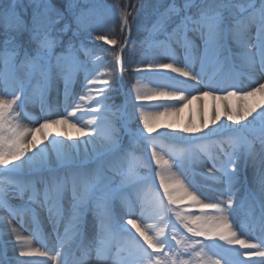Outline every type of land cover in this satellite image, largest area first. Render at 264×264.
<instances>
[{
	"label": "snow or ice",
	"instance_id": "6c2138e0",
	"mask_svg": "<svg viewBox=\"0 0 264 264\" xmlns=\"http://www.w3.org/2000/svg\"><path fill=\"white\" fill-rule=\"evenodd\" d=\"M99 7L96 0H31V10L21 14L18 0H0V207L13 217L33 212L34 219L33 204L46 209L61 249L50 256L47 249L32 247L33 238L41 243L35 232L29 238L12 229L22 244L19 256L49 257L44 264H86L95 246L97 264H102L114 246L112 264H264V235L250 242L237 219L240 213L251 217L264 233V104L231 103L233 97L243 101L264 95L260 80L241 86L245 74L251 79V73L259 72L264 78V0H158L153 6L156 22L145 42L162 49L172 62L148 63L147 68L177 74L160 86L172 91L145 94L133 85L119 104L120 90L102 78V58L84 43L85 34L92 36L89 21ZM103 7L113 14L118 8ZM131 15L120 12L121 32L129 36ZM95 39L118 43L105 35ZM117 63L123 71L122 56ZM209 67L227 71L216 80L208 75ZM81 72L77 98L74 85ZM61 81L63 111L46 103ZM157 95L179 103L145 111L139 102ZM208 97L229 102L223 108L216 104L211 116L204 104L198 125L189 121L178 131L151 135L157 131L151 122L157 117L179 115L193 101ZM37 99L42 122L24 127L19 121L27 117L25 107ZM221 116L231 123L218 124ZM60 125L78 135L64 129L49 138L45 130ZM137 145L146 150L143 159L135 155ZM141 166L154 176L140 177L136 170ZM157 177L163 192L143 199L136 185ZM26 195L21 209L8 203L10 196ZM185 198L190 207H199L198 213L178 206ZM116 200L122 205L118 214ZM63 220L67 224L60 235ZM74 244L84 249V256L69 260L65 249ZM0 264L11 262L0 259Z\"/></svg>",
	"mask_w": 264,
	"mask_h": 264
},
{
	"label": "bare ground",
	"instance_id": "6f19581e",
	"mask_svg": "<svg viewBox=\"0 0 264 264\" xmlns=\"http://www.w3.org/2000/svg\"><path fill=\"white\" fill-rule=\"evenodd\" d=\"M146 48V47H145ZM149 49V50H148ZM178 56L181 58L183 57V52L179 51ZM256 60L258 62L259 57L257 55ZM169 59L166 58V54L162 49L152 47L151 45L147 46V50L143 52V56L140 59H137L136 67H139L142 69L140 73H138L139 77L137 76L138 80L136 81V86L139 87L142 91V93L145 94H151L153 92L158 93L159 91H172L171 88L163 89L160 86L167 81V77L176 76L177 74L171 73L170 70H154V69H148L147 64L148 63H169ZM172 62V61H170ZM180 66V65H177ZM258 66V64H257ZM197 71H199V64H197ZM227 70L225 69L224 72ZM207 72L215 75L216 80H220L224 76V72H218L216 69L209 67L207 69ZM251 79H249V74H245L242 77V84L248 85L253 80H260L261 82H264V78H261L259 72L251 73ZM179 79H185V78H179ZM255 86H258L255 85ZM131 89V88H130ZM74 90L77 93V98L80 92V88L74 87ZM193 94H197L193 92ZM223 94V93H222ZM220 93H217V95H222ZM229 101H214L211 99V97L204 98L202 101H193L189 107L184 108V110L179 113V115H163L160 117H157L155 120L151 121L154 125V127L157 128V131L152 133L159 134L161 132L165 131H178L179 127H183L189 123V121H192L195 124L201 123V108L204 104L208 106L209 109V115L211 116L212 110L216 104H219L221 108H223V105L228 103ZM46 103L53 107H58L60 111H63L64 107V94H63V82L61 81L56 87H54L49 93L46 98ZM139 103H142L145 105V111L147 112H155V111H163V108L161 105H168V104H178V101L169 100L166 97H162L157 95V98L151 101H141ZM231 103L236 104V97L231 98ZM264 104V95L257 93L255 96H253V100L249 102L248 104H239V106H256V105H262ZM25 111L27 113V117L21 119L19 123L27 128H34L38 127L39 123L42 122L41 117L44 115L41 111V106L39 103V100L37 99L35 102H30L26 105ZM260 111L259 108H257V112ZM253 115H256V113H253ZM87 118V117H85ZM252 117H249V120H251ZM33 121H37L36 123H33ZM220 123H231L226 120V116H221V120L217 122ZM175 125L178 126L177 128L168 129L165 128V125ZM214 127L213 125L209 124V128ZM67 129L68 131L72 132L74 136L78 135L76 133L75 129L70 128L67 125H60V126H54L53 128L47 129L45 131L49 132L51 136L55 135L57 131H61ZM208 129H205L207 131ZM147 134V133H146ZM37 138L41 139V134L37 133ZM59 139H64L63 137H58ZM80 139H84L81 137ZM44 144H47L48 141L44 140ZM71 143V141H69ZM83 147V146H82ZM258 147V145H257ZM89 148H91V145H89ZM35 151V149L33 150ZM31 155V153H29ZM167 158V157H166ZM155 166V164H153ZM175 171V169H174ZM248 177L251 181L252 179V171L249 169L248 171ZM156 183L159 185V179L158 177L155 178ZM137 187V186H136ZM139 188V187H138ZM156 189V188H155ZM154 188L151 189V191H145L142 188H139V194L140 196L145 200H151V198L155 195L157 191L162 193L161 188L156 189L155 192H153ZM131 191V189H129ZM174 195H181L180 192H175ZM23 198L28 199L27 195L24 197H9V204L13 206L14 208L21 209L23 208L27 202H24ZM191 201L189 198H185L182 201H178V206L183 208L186 212H199L198 206H191ZM35 210V219L33 216V212H24L22 215H18L13 217L9 214V211L3 207H0V238L2 239V244L0 243V259H4L5 261H10L11 264H44L45 261L49 260V257H39V256H32V257H21L19 256V252L21 250L22 244L21 242H18L16 240V233L12 231V229H16V231L22 236V237H32L33 232L37 234V236L40 238L41 243H37L36 239H32V247L33 248H40L41 251L48 250L50 253V256L54 254L55 251H59L60 249V241L57 239V232L53 228V222L49 217L48 211L46 209H40L38 205L33 204L31 206ZM122 205L120 204L119 200H116L114 202L113 208L114 211L118 214ZM90 215V219H91ZM238 221L244 225V238L248 239L252 243L258 242V238L261 235H264V233L261 232L260 226L257 222L253 221L251 217L246 216L243 213H240L237 217ZM67 224L66 220L61 221L60 227H59V234L64 235L65 226ZM93 233L89 232V239L92 238ZM41 244H43L45 247H41ZM6 256L3 258V253ZM65 252L67 254V257L69 260L74 259H80L84 256V249L79 246V244H74L73 246L66 248ZM115 257V248L114 246H110L109 250L105 254L102 264H112V261ZM86 264H97V251L96 247L92 246L89 249L88 255L85 258ZM247 259V258H245ZM252 259H259L256 257H253Z\"/></svg>",
	"mask_w": 264,
	"mask_h": 264
},
{
	"label": "rangeland",
	"instance_id": "374dc122",
	"mask_svg": "<svg viewBox=\"0 0 264 264\" xmlns=\"http://www.w3.org/2000/svg\"><path fill=\"white\" fill-rule=\"evenodd\" d=\"M23 0H18V2H21ZM28 2H31V0H27ZM26 2V0H25ZM103 0H96V3L99 5L102 3ZM136 5H133L129 7L128 9H121L117 8V15L110 23L111 26H93V32L92 36L88 37L87 34H85L84 37V43L88 48H93L96 50V55L102 58L103 60V67L101 69L102 72L105 73V75L102 77L104 80L109 81L113 84V87H116L120 90V96L117 98V103H121L124 99V95L129 91L130 88H132L133 85L136 84V81L138 80L137 76L139 77L138 73L134 71L136 69V62L137 59H140L143 56V52L145 49L147 50V46L150 44L145 42V38L149 35V30L152 29L153 24L156 22V15L153 11V6L149 5V7L145 8L143 12L138 14V9L140 7H136L138 5V0L135 2ZM134 3V4H135ZM137 8V9H136ZM121 11H127L130 12L132 15L129 16V23L131 24V35L129 36V33L127 31L121 32V23H120V12ZM132 17H136L135 20L132 19ZM96 35H105L110 39L117 40V45L112 46L106 43V41L102 40H96ZM126 43V46L123 48V52L121 53V45H124ZM129 43V45H127ZM146 47V48H145ZM149 50V49H148ZM115 53V55L110 57V53ZM122 56L123 64H124V70L121 71L120 67L117 63L118 59ZM80 59L82 61H85L88 63V67H91L92 64L89 62V58L86 57L83 53L80 54ZM170 62V61H169ZM113 66V70H116V73L114 74L112 69L108 70V67ZM209 76L215 78V75L208 73ZM114 77L116 79H114ZM78 83L74 85V87L80 88V84L83 82V72L78 74ZM241 86L246 87L247 85L242 84ZM250 90V89H248ZM222 94V93H220ZM253 100V97H249L246 100H239L236 98V104H248ZM137 127L136 123H133L131 125V128L135 130ZM142 127V125H140ZM147 135V134H146ZM158 134H154L153 136H157ZM128 139L125 138V143L127 144ZM165 145H171V141H163ZM176 147H182V145H177ZM147 154L150 155V150H147ZM135 155L140 157L141 159L144 158L146 155V150L143 147V145H137L135 148ZM153 169H156V166L152 165ZM137 173L140 177H146V176H154V173H150L149 169L141 166L137 168ZM121 177L117 174L115 177L116 183L119 184ZM139 188H142L143 190H147L148 192L151 191L152 188H154L153 192L156 191V189L159 188V185L156 183L155 179H149L146 184H139L136 185ZM11 188V186H9ZM156 188V189H155ZM162 191V189L160 190ZM163 192V191H162ZM155 194V193H154ZM24 202H27L28 199L23 198ZM9 202V199H8ZM0 243L2 244V239L0 238ZM3 253V258L6 256Z\"/></svg>",
	"mask_w": 264,
	"mask_h": 264
},
{
	"label": "trees",
	"instance_id": "16d2710c",
	"mask_svg": "<svg viewBox=\"0 0 264 264\" xmlns=\"http://www.w3.org/2000/svg\"><path fill=\"white\" fill-rule=\"evenodd\" d=\"M136 1L137 0H103V2L99 4L102 7L98 8L97 13L90 18L89 22L92 24V26H111L110 23L114 21V19H110V18H115L117 13L115 12L113 14L112 12L106 10V8L103 6L115 5L121 9H128L131 6L136 5L135 3ZM157 2L158 0H138V5L136 7L138 8L141 7V5H145V8H147L149 7V5L152 4L155 5ZM30 4L31 2H28L27 0L26 2L25 0L18 2V11L21 12V14L25 12V9H28V11H30L31 10ZM127 45H129V43ZM112 54L113 56L115 55V53L111 52L109 56L113 57ZM112 67L113 66H111L110 64L108 70L112 69L113 73L115 74L116 70H113L114 67L113 68ZM114 79L116 78L114 77Z\"/></svg>",
	"mask_w": 264,
	"mask_h": 264
}]
</instances>
